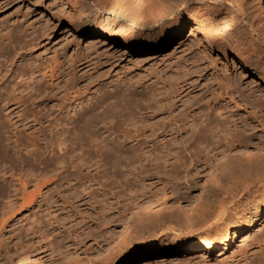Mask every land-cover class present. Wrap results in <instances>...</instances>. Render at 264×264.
I'll return each instance as SVG.
<instances>
[{"label":"rangeland","instance_id":"obj_1","mask_svg":"<svg viewBox=\"0 0 264 264\" xmlns=\"http://www.w3.org/2000/svg\"><path fill=\"white\" fill-rule=\"evenodd\" d=\"M2 1L0 29L18 22L15 27H20L24 35L19 38L22 46L14 44L9 47L13 49L8 48L12 50V60L8 61L12 70L2 76L1 86L7 90L21 82L18 71L26 61L43 65L55 58V63L59 60L57 63L63 65L61 75L54 82L39 81L46 87L48 96L42 104L48 112L54 111L57 103L70 100L74 104L83 100L82 104L77 103L76 110L84 107L88 111V106L104 93L111 95L108 99L116 104L109 112L112 122L105 132L97 125L99 129L92 127L93 131L82 136L85 165H79L68 151L61 164L53 163L45 174L34 175L28 168L33 160L26 156L32 146L21 143L11 147L5 136L25 143L22 139L26 141L36 131L19 126L4 132L3 142L11 146L0 153V189L11 197L0 196V223L4 220L0 224V264H13L18 254L37 244L32 234L38 231L47 235L42 244L51 247L54 264L73 259L79 260L74 264H223L225 256L219 257L217 252L205 258L183 250L170 237H162L164 230L159 226L142 227L147 230L142 237L139 226L133 229L138 235L137 255L130 263L116 253L113 243L118 241L128 219L137 214L136 210L162 191L177 193L169 202L171 212H180V216L190 212L195 220L191 191H199L201 182L209 177V170L216 168L223 155L239 154L233 162L216 168L213 175L218 185L232 175L236 181L240 180L233 187L236 199L228 204L230 211L248 212L264 195V153L261 149L257 151V142L247 141L255 145L254 150L245 145L240 151L236 150V141L222 143L213 155L215 158L209 159L206 150L201 149V132L192 123L198 122V117L216 119L221 114L234 127L238 138L248 135L264 143V16L263 22L252 19L251 4H245L246 0H187L182 9L186 14L193 13L198 27L208 25L207 32L216 39L215 46L206 42L199 30L190 32L191 22H187L166 43L137 49L133 37L125 39L109 26L77 19L72 10V6L78 5L74 0L69 4L62 0ZM160 1L136 0L118 6L110 2L111 6L108 5L116 8L111 14L106 9L102 14L108 16L110 23L122 17L135 19L139 24L142 18L150 19L163 10ZM105 7L108 9L107 3ZM128 40H132L131 46ZM116 92L123 94L116 97ZM11 107L1 112L6 123L15 119L11 113L23 106L10 113ZM107 134L110 140L93 145L94 140L99 143L101 136ZM104 143L111 149L106 156L107 174L92 165ZM129 159L136 161L134 170L127 166ZM113 162L117 170L114 174L110 171ZM235 164L253 167L246 174L238 173L231 167ZM19 179L24 180L21 189ZM83 183L94 188L91 198L81 191ZM98 185L99 191L95 189ZM23 191L30 193L31 198L22 203ZM81 198L86 201L81 203ZM258 227L261 228L256 233L264 229V223ZM203 231L201 228L198 232L203 235ZM240 239L239 236L233 249ZM72 252L82 257L73 258Z\"/></svg>","mask_w":264,"mask_h":264},{"label":"bare ground","instance_id":"obj_2","mask_svg":"<svg viewBox=\"0 0 264 264\" xmlns=\"http://www.w3.org/2000/svg\"><path fill=\"white\" fill-rule=\"evenodd\" d=\"M3 1L5 3H8L12 0ZM62 1L64 4L73 2V0ZM74 1L78 3L77 6H72V10L76 14L77 19L84 20V22L86 23L92 21L94 24L99 23L103 26H109L111 29H114L116 31L118 36L125 39L133 37V40L135 41V47L137 49H141L145 46L153 47L155 44L166 43L170 35L178 34L187 22H191L190 32L191 30H199V32L201 33L200 35L204 37L206 42L208 41L211 45L214 46L216 45V39L208 34L210 31L207 32L209 29V27H207L208 23H205L207 26H204V24L202 25L200 23V25L202 26L198 27V21L196 22V17L193 15V13L186 14L184 12V9H182V6H185L187 0H162V2L159 0L164 6L163 10L161 9L162 11L159 13L155 11L158 14L154 17L152 16V18L150 19L148 18L147 20H145L144 18H142L143 21L139 22V24L138 22L134 21L135 19L132 20V18L126 19L122 17H119L115 19L113 23H110L108 16H105V13L102 14V11H104L105 9L107 10H105L107 14L112 13L113 9L116 7H110L111 3L117 4L118 6L124 2L134 3L136 2V0H88L89 3L87 4L83 0ZM247 2L251 4V7L249 6L251 8L249 12L251 18L254 19L253 17H255L257 23L261 22L262 16H264V0H246L245 4ZM106 3L108 9L106 7L104 8V5ZM72 5H74V3H72ZM115 13L117 14V12ZM117 15L120 14L118 13ZM140 20L141 19H139V21ZM17 23L15 24L17 25ZM15 24L13 27H11L10 25H2L3 27L0 29V81L2 79V76H5L6 73H10L12 70V68H8V61L12 60V56H10V53H12L10 51L12 50H9L12 47H9L11 45L15 46L16 44H20L19 46H22L21 44L23 43L19 38H22L24 33L21 32L20 27H15ZM26 39L27 38H25V43H27ZM29 44L28 45L31 46V43ZM128 45H132V40H128ZM53 59V62L48 63V61L45 62L47 64L43 63V65H41L42 63L32 65L31 61H26V63H23L18 71V76H20V80L22 81L13 86L11 85V87L7 90L3 85L1 86L2 82H0V153L11 146H8V142H5L6 144L3 142L4 132H10L11 128L16 130V128H18L19 126L28 129L33 128L34 131H36L35 135L27 137L26 141L25 139H22L25 143L21 142L19 138L11 139L12 137L10 135H6L5 139L6 141L12 143L11 147L17 146L21 143L32 146V151L29 149L30 151H28V154H26V156L28 155L33 160V164L29 162L30 167L28 168L31 170V172H33L34 175L38 176L45 174L46 169L49 165H52L53 163L61 164L63 162L65 154L68 151L72 153L74 160L78 162L79 165H85L86 159L84 158V152L81 150L82 143L80 142L82 136L87 132L93 131L94 129H92V127L99 129L98 127L102 126L100 127L103 129L101 132H105L107 130L106 127H109L108 124L111 125L112 122L111 113L109 112L113 108L114 104H116L112 102V99H108V97H110L111 95L108 96L107 93H104L101 97L102 99L97 97L100 100L96 98L94 103L88 106V111H86L84 107L81 110L79 109V107H77L76 110V106H78V104H82L83 100H78L76 104H74V100H70L57 103V108L54 110L56 111V113H54L53 110L51 112H48V110L45 109L46 105L42 104V102L48 96V94H46V87L40 85L39 81L45 80L54 82L58 79L59 75H61V72L63 71V69L61 68L63 65H60V62L57 63L59 60L55 63V58ZM39 74L40 76H38ZM119 92L116 93L118 94ZM117 94H115L116 97H118L121 93L118 95ZM34 104H36V106H42L37 109H34V107L32 109H29L28 106ZM9 106H12L10 108V113L13 112L16 107H23L20 109V111L16 110L11 113L16 116V118H10L6 123L1 118V112L2 110H6ZM26 107H28L27 109H29V111H27ZM242 109H245V107H242ZM197 119L199 120L198 122L192 120V123L194 122L193 126H198L197 131L200 130L201 132V135H199L200 144H203L201 149L202 151L204 149L206 150L205 156L207 158H213V155H216L218 151L217 148L222 143L232 144L235 141L237 143V145L235 146L237 147V149L235 148L237 151H240L241 147H245V145H248L252 147L253 150L256 147H259L257 151L259 152L261 149L264 153V143H262V140L260 141L259 138L258 140H254L253 137L248 135L244 138H238L236 133L233 132L234 127L225 119H222L221 114H219V117L216 119L210 118L208 116L198 117ZM90 139H93L91 135ZM107 139L110 140L109 134H107V136H101V138L99 139V143L94 140L93 145L97 146V144L103 143L105 142V140L107 141ZM244 141H256L258 146L255 147V145H251L252 142L245 143ZM101 145L103 149L100 151V154L97 155V159L93 161L92 165H94V168L100 167V171H102L103 174H107L108 171H106V164L108 162L106 161V156L111 154V149L105 143ZM223 152L224 151H222V155ZM238 155L237 153H233L231 155H223V157L221 156L222 158L219 159L221 161L216 162V168H218L219 166L223 167L227 163L233 162V160L237 158ZM34 163H37V166H34ZM135 163L136 161L134 159H129V161L127 162V166L133 168L135 167ZM256 164L257 166H259L258 162H256ZM236 165H238V167ZM235 166H231L234 167L233 170H238V173L239 171H241L245 174L248 170H250V168L253 167V165H251V167L248 166V169L239 164H235ZM115 168L116 166L113 162V170H110L111 173H115ZM216 168L209 170V175H207L209 177L207 179L205 178L202 181L203 183L201 182V187H199L200 189L198 192L195 193L194 191H191V193L193 192L194 194L192 193L189 198H191V200L194 202L193 211L195 212V220L192 217L193 214H189V209V213H185L184 216H180V212L176 214V212L173 213L169 210L170 199L174 198L177 194L173 193L174 190L169 192L162 191L161 193L153 195V198L148 201L145 206H142V209L139 208L141 209L140 211L139 209L136 210L137 214L135 216L133 215V217L131 216V220L128 219L129 222L120 231L119 239H116L118 241L113 243L115 246L113 247L116 253L122 255L123 261L130 263L132 259H134L137 255L135 245L136 237L138 235L136 234V231H133L134 228H137V226H139L138 229L141 232L139 236L142 237L147 232V230L144 231L142 227L153 228L159 226L164 230L161 234L162 237H170L171 239L169 240L174 241L177 246H180L185 251L189 250L192 253H196L197 255L203 256L205 258L211 257L213 255V252H217V255H219V257L220 255L225 256V259L223 258L224 260H222V262L224 261L223 264H264V229L262 231H259V233L255 232L258 228H261L258 226L262 222L264 223V195H261V197L256 201L254 206L248 212L238 213L237 211H230L228 204L231 201H234L233 198H235L236 195L233 192V187H236L238 181L235 180V175H232L224 178L221 184L218 185L217 178L213 176L215 172L214 170ZM132 170H134V168ZM132 170L130 172H132ZM252 170L254 172L256 169ZM19 183L21 189L22 185L24 184V180L19 179ZM98 188L99 185L95 189L99 191ZM191 188L192 186L190 187V189ZM93 189L94 188H92V186H88L83 183L81 191L83 193H87V196L91 198ZM4 192L5 191H2L0 189V196H5L9 199L11 196L7 192ZM22 194V203L30 200V193L28 194L23 191ZM189 194L187 195V198ZM81 200V203L86 201L84 198H81ZM168 210L170 212H168ZM176 211L178 210L176 209ZM3 223L4 220L1 219V226L3 225ZM201 228H204L203 235L202 233L198 232ZM32 235L33 238L37 239V244H35L32 248H29L26 251L24 250L22 253L18 254L13 264H35L36 262L42 261L47 262L48 264H54L51 260V247H45V245L42 244V242L44 243L45 239L47 238V235H43L42 232L39 231L38 233L36 232ZM238 235L241 237V239L237 241V248L233 249L235 241L239 237ZM72 254V257L76 259L77 256L78 258L80 256L76 255L75 252H72ZM70 258L68 257V259ZM73 260L72 262H69L74 264L75 262L79 261L77 259V261L73 262ZM64 262L67 263L68 261ZM61 263L63 264V262Z\"/></svg>","mask_w":264,"mask_h":264}]
</instances>
